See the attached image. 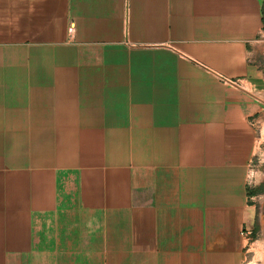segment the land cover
<instances>
[{
    "label": "crops",
    "instance_id": "0c3cea01",
    "mask_svg": "<svg viewBox=\"0 0 264 264\" xmlns=\"http://www.w3.org/2000/svg\"><path fill=\"white\" fill-rule=\"evenodd\" d=\"M263 121L264 0H0V264H243Z\"/></svg>",
    "mask_w": 264,
    "mask_h": 264
},
{
    "label": "rangeland",
    "instance_id": "374dc122",
    "mask_svg": "<svg viewBox=\"0 0 264 264\" xmlns=\"http://www.w3.org/2000/svg\"><path fill=\"white\" fill-rule=\"evenodd\" d=\"M255 132L254 155L247 168L248 190L255 193L249 202L253 207L248 228L252 232V240L245 245L243 264L264 263V121L256 126Z\"/></svg>",
    "mask_w": 264,
    "mask_h": 264
},
{
    "label": "built area",
    "instance_id": "2783aa9c",
    "mask_svg": "<svg viewBox=\"0 0 264 264\" xmlns=\"http://www.w3.org/2000/svg\"><path fill=\"white\" fill-rule=\"evenodd\" d=\"M72 32L71 27L68 29V34L70 35ZM225 84L230 85L232 87H235L239 90L245 91V87L244 84L242 83V81H223ZM242 236L245 240V244H248V242H251L252 240V232L250 230H244L242 232Z\"/></svg>",
    "mask_w": 264,
    "mask_h": 264
},
{
    "label": "trees",
    "instance_id": "16d2710c",
    "mask_svg": "<svg viewBox=\"0 0 264 264\" xmlns=\"http://www.w3.org/2000/svg\"><path fill=\"white\" fill-rule=\"evenodd\" d=\"M254 194H255L254 192H249V191H247V195H248L249 197L253 196Z\"/></svg>",
    "mask_w": 264,
    "mask_h": 264
},
{
    "label": "bare ground",
    "instance_id": "6f19581e",
    "mask_svg": "<svg viewBox=\"0 0 264 264\" xmlns=\"http://www.w3.org/2000/svg\"><path fill=\"white\" fill-rule=\"evenodd\" d=\"M257 255H255V257H256ZM262 261L264 262V260L262 259ZM264 264V263H263Z\"/></svg>",
    "mask_w": 264,
    "mask_h": 264
}]
</instances>
